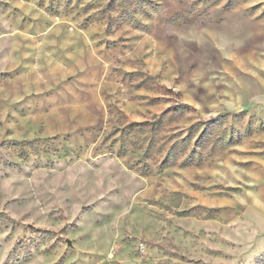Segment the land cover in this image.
I'll list each match as a JSON object with an SVG mask.
<instances>
[{
  "label": "rangeland",
  "instance_id": "rangeland-1",
  "mask_svg": "<svg viewBox=\"0 0 264 264\" xmlns=\"http://www.w3.org/2000/svg\"><path fill=\"white\" fill-rule=\"evenodd\" d=\"M0 264H264V0H0Z\"/></svg>",
  "mask_w": 264,
  "mask_h": 264
}]
</instances>
